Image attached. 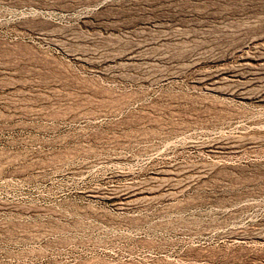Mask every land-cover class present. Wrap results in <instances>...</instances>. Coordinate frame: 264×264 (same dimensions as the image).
<instances>
[{"label":"rangeland","instance_id":"rangeland-1","mask_svg":"<svg viewBox=\"0 0 264 264\" xmlns=\"http://www.w3.org/2000/svg\"><path fill=\"white\" fill-rule=\"evenodd\" d=\"M0 264H264V0H0Z\"/></svg>","mask_w":264,"mask_h":264}]
</instances>
